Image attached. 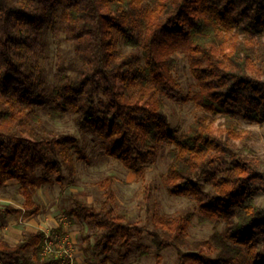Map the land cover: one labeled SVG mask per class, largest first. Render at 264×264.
<instances>
[{"label":"trees","instance_id":"obj_1","mask_svg":"<svg viewBox=\"0 0 264 264\" xmlns=\"http://www.w3.org/2000/svg\"><path fill=\"white\" fill-rule=\"evenodd\" d=\"M52 38L69 47L58 45L52 57ZM176 53L187 58L192 94L174 75ZM166 97L194 103L188 128L172 127ZM44 115L73 116L142 181L167 156L165 188L195 207L154 210L156 264L167 244L178 248L177 264H264V206L256 198L264 159L239 121L264 126V0H0V190L16 182L23 198L22 207L0 206L5 218L38 215V190L64 188L65 170L75 181L80 138L48 128ZM114 182L100 180L92 202L72 195L66 210L71 223L92 229L84 237L103 263L146 230L118 208ZM194 220L213 223L208 238L189 241ZM47 239L43 229L16 244L0 234V264L69 260L45 252Z\"/></svg>","mask_w":264,"mask_h":264},{"label":"rangeland","instance_id":"obj_2","mask_svg":"<svg viewBox=\"0 0 264 264\" xmlns=\"http://www.w3.org/2000/svg\"><path fill=\"white\" fill-rule=\"evenodd\" d=\"M51 56L55 54L58 45L69 47L64 40L50 39ZM176 65L174 75L181 85L184 95L192 94L197 90L195 80L191 75L188 61L183 53H176ZM167 113L171 125L174 128H188L194 121L196 108L192 101L183 102L165 98ZM47 127L57 133H74L80 138L83 150V158L76 163L75 181L65 170L64 188L59 183L45 185L38 190L36 201L42 206L38 215H19L5 218L0 215V234L11 243H17L22 235L28 231H36L45 228L50 233L52 240L49 249L56 251L58 255L69 260L72 264H156L155 245L149 231L153 228L152 213L157 209L160 213L177 215L192 211L194 201L188 196H175L169 194L163 184L166 174L168 158L164 154L148 167L145 179L142 181L132 170L126 169L117 159L108 157L103 153L100 139L91 132L81 131L75 124L73 116H68L62 121L51 122L44 115ZM222 121V119H220ZM243 129L251 131V143L256 152L264 159V126L250 124L243 118L239 119ZM111 176L114 179V188L118 197V208L127 209L131 220L142 226H146L143 236L136 238L129 250L113 252V260L108 263L102 262V257L93 255V249L87 245L84 237L92 232L89 226L79 223H71L66 215V210L73 204V196L76 194L89 202L99 197L101 192L98 182ZM149 189L151 196L146 199L145 190ZM256 198L260 205L264 206V193L257 191ZM23 198L18 190L16 182H9L6 188L0 190V206L7 204L22 207ZM63 226V231L55 229ZM213 230V223H199L194 220L189 230V241L208 238ZM188 250L187 246L182 247ZM72 255V258L70 257ZM69 260H64L67 264ZM70 260V261H71ZM178 263V248L167 244L163 250V264Z\"/></svg>","mask_w":264,"mask_h":264},{"label":"built area","instance_id":"obj_3","mask_svg":"<svg viewBox=\"0 0 264 264\" xmlns=\"http://www.w3.org/2000/svg\"><path fill=\"white\" fill-rule=\"evenodd\" d=\"M47 237H48V239H47V241H46L44 251H45V252H50V251H52V249H49V245L51 244L52 240L50 239V235H49V234H47ZM70 257L72 258V255H71V254H70ZM70 260H71V259H70ZM70 260L68 261L67 264H72V262H73V258H72L71 261H70ZM63 264H64V263H63Z\"/></svg>","mask_w":264,"mask_h":264},{"label":"crops","instance_id":"obj_4","mask_svg":"<svg viewBox=\"0 0 264 264\" xmlns=\"http://www.w3.org/2000/svg\"><path fill=\"white\" fill-rule=\"evenodd\" d=\"M23 213V212H22ZM20 214V213H19ZM19 214H17V215H19ZM12 216H14V215H12ZM10 217V216H9ZM8 217V218H9ZM43 230H45L46 232H47V234H49L50 235V233L47 231V229H45V228H42ZM7 240V239H6ZM9 241V240H8ZM10 242V241H9ZM11 243V242H10ZM11 244H14V243H11ZM16 244V243H15Z\"/></svg>","mask_w":264,"mask_h":264}]
</instances>
